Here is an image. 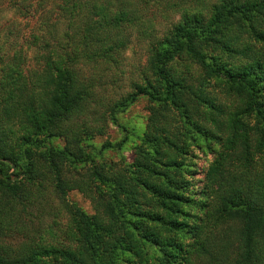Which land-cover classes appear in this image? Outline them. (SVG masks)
<instances>
[{"label": "trees", "instance_id": "1", "mask_svg": "<svg viewBox=\"0 0 264 264\" xmlns=\"http://www.w3.org/2000/svg\"><path fill=\"white\" fill-rule=\"evenodd\" d=\"M58 1L52 20L46 0H0L41 31L36 69L0 60V264H264V0H180L161 33L148 0ZM130 32L146 64L104 101ZM141 97L131 159H108L127 135L93 139L127 132Z\"/></svg>", "mask_w": 264, "mask_h": 264}, {"label": "rangeland", "instance_id": "2", "mask_svg": "<svg viewBox=\"0 0 264 264\" xmlns=\"http://www.w3.org/2000/svg\"><path fill=\"white\" fill-rule=\"evenodd\" d=\"M35 1L38 2V0ZM180 2V0H148L147 4L144 5L143 14L152 19L155 29L161 33L171 22L177 20L178 15L173 13L176 7H172L171 4L177 3L179 5ZM4 3L6 4L7 2L5 1ZM58 3V0H46L45 2V8L53 11L52 20L56 17L58 18ZM30 10L32 11L31 16L22 18L12 9H7L0 13V60L4 61L7 56L11 57L16 52H20V54L26 53L29 58L27 66L36 69L39 66V61L35 59V52L31 44H33L32 35H41L39 29L40 16L38 11ZM146 48V40L138 37L135 32H130L128 44L120 56V63L117 67H107L108 69L106 68L101 75V83L103 85L100 93L105 98L104 101L115 100L130 92L132 82L138 80V75L146 64ZM147 106L146 98L141 97L125 112L117 116L118 124L127 128V132L108 123L106 134L93 139V143L96 146H100L106 141L117 143L127 135V142L120 151H106L105 155L108 159L113 161H118L121 157L127 161L131 159L132 146L145 127L148 115ZM210 158V156L206 158L200 156L196 163L199 167H203ZM70 198L87 212L92 211L89 201L83 198L82 195L74 192L70 194ZM38 219L42 224L44 221H49L48 219ZM38 219L35 218L34 221L38 222Z\"/></svg>", "mask_w": 264, "mask_h": 264}]
</instances>
